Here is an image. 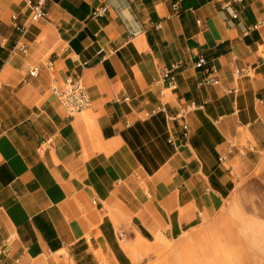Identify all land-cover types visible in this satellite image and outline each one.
<instances>
[{
    "label": "crops",
    "instance_id": "1",
    "mask_svg": "<svg viewBox=\"0 0 264 264\" xmlns=\"http://www.w3.org/2000/svg\"><path fill=\"white\" fill-rule=\"evenodd\" d=\"M45 10L21 37L28 0H0L1 257L144 264L158 236L213 217L261 161L264 0H48ZM172 63L175 89L161 78ZM70 78L91 97L73 116L53 90Z\"/></svg>",
    "mask_w": 264,
    "mask_h": 264
},
{
    "label": "rangeland",
    "instance_id": "2",
    "mask_svg": "<svg viewBox=\"0 0 264 264\" xmlns=\"http://www.w3.org/2000/svg\"><path fill=\"white\" fill-rule=\"evenodd\" d=\"M199 232L202 238L189 250L172 249ZM151 254L144 264H264V153L213 217L177 239H166Z\"/></svg>",
    "mask_w": 264,
    "mask_h": 264
},
{
    "label": "built area",
    "instance_id": "3",
    "mask_svg": "<svg viewBox=\"0 0 264 264\" xmlns=\"http://www.w3.org/2000/svg\"><path fill=\"white\" fill-rule=\"evenodd\" d=\"M48 0H28V3L30 4L31 11L28 18V23H24L23 25L18 26L21 31V37L27 32L28 26L32 23H35L43 18L46 17V10L45 5ZM175 11L179 9L178 5H174ZM228 8V5L226 6ZM107 10L106 6L100 7L98 9H95L93 12L94 16H100ZM239 17L237 12L231 13L232 19H237ZM16 19V17H14ZM136 33H133V36H135ZM18 48L22 51H25L26 45L20 44L18 45ZM100 53L103 52L101 49L99 51ZM207 64V59L200 55L196 62L194 63L196 68H203ZM180 64L179 63H172L171 67L169 69L163 70L161 74V78L163 80H166L168 82V87L175 89L177 87V79H176V71L179 69ZM30 74L34 76L36 74V69L34 68ZM205 82H215L218 83V80H213L209 78H205ZM54 93L66 109L69 115L73 116L80 112L85 111L91 106V97L89 94V90L86 87L85 83L81 79H68L65 84L61 87H54ZM170 119H173V117H169ZM185 128L187 129L188 126L185 125ZM5 245L0 242V264H5L1 255L5 254L7 251Z\"/></svg>",
    "mask_w": 264,
    "mask_h": 264
},
{
    "label": "bare ground",
    "instance_id": "4",
    "mask_svg": "<svg viewBox=\"0 0 264 264\" xmlns=\"http://www.w3.org/2000/svg\"><path fill=\"white\" fill-rule=\"evenodd\" d=\"M201 233H196V234H188L184 237V239L182 240V242L173 247V250H183V251H187L189 250L192 245L196 242H198L202 237L200 236ZM166 242V238L163 236H158L155 243L153 244L154 248L159 249L161 247V245H163ZM225 256H227V254L225 253ZM241 264H247V263H241Z\"/></svg>",
    "mask_w": 264,
    "mask_h": 264
}]
</instances>
